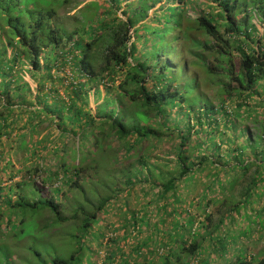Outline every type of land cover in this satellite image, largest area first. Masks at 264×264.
<instances>
[{
	"label": "trees",
	"instance_id": "obj_1",
	"mask_svg": "<svg viewBox=\"0 0 264 264\" xmlns=\"http://www.w3.org/2000/svg\"><path fill=\"white\" fill-rule=\"evenodd\" d=\"M50 1V4L54 2L59 6L67 0ZM183 1L177 0L178 4L173 6L176 14L183 11ZM208 1L213 4V7L208 5V8H212L215 16L202 13L194 17L177 18V15L170 28L176 26L175 29L181 31V37H185L186 41L184 51L192 54L195 59L193 62H198L207 76L220 78L210 80L217 85V106L196 92L194 74L183 73L180 64L166 65L164 59L158 58L157 62L149 60L146 65L148 68L145 69L141 56L133 50L137 40L133 39V32L130 33V20L111 28L106 27L103 22L102 26L99 25L103 30L101 33L97 32L98 29L92 30L82 42L76 32L65 34L59 31V26L54 22L55 11L47 0H40L41 5L34 0H0V183L5 181L0 186V205L2 201L10 203L12 214L9 215L18 218V225H21L24 218H32L37 222L44 217L43 222L38 224L29 220V229L40 241L38 231H47L52 236L62 235L65 256L52 257L50 264H72L71 261L77 259L76 254L81 251L80 247L74 249L72 239L64 237V234H70L71 237L76 236L73 235L76 231L85 234L105 220L104 216L119 197L129 191L144 194L143 184H139L140 176H144L149 190L154 191L157 196L171 197L173 204L183 202V199H177L178 192L183 187L180 183L194 178L204 168L203 158L195 164L189 161L182 142L185 135H178L179 143L174 147L173 169L170 172L164 173L159 167V161L155 160L151 164L146 160L147 144L152 141L158 143L165 134H172L176 130L175 125H166L168 108L170 110L176 106L181 114L184 111L196 114L200 109L206 116H214L219 110L223 111L221 107L225 102L242 100L252 94L253 86L264 79V0ZM38 6L39 8H35ZM236 16H239L238 19ZM257 25L261 28L259 32ZM166 33L167 31L164 35ZM175 39L177 41L178 36ZM69 44L71 50L77 51L79 56L70 51L69 60L65 61L63 67L87 80L100 77L102 83H109L115 89L110 109L98 110L94 114L87 109L84 111L86 104L79 99L80 94H84V86L73 82L63 88L64 100L60 98L49 102V94L44 88L52 91L51 86L47 85L51 81L49 70L52 67L49 61L54 58L47 55L44 63L40 64V54L50 47ZM95 46L102 47V54L98 69L92 70L87 63L86 52ZM204 54L224 60L225 66H211ZM21 66L28 72L30 80H35L36 93L33 96L37 94L41 97L44 94L42 100L36 102L37 109L31 108L25 127L20 123L23 116L15 113L14 108L8 104V96L5 97V102L2 101L7 90L3 78L14 68L17 70ZM149 69L155 72L148 73ZM117 74L121 79L113 86ZM221 79L226 81L220 83ZM57 82L63 84L62 79ZM147 82L149 86H146ZM109 86L105 89L108 90ZM31 91L25 84L18 95L24 98ZM17 107V111H21L22 106ZM262 107L264 113V100ZM262 117L264 118V114ZM193 118L199 125L196 127H200V119L196 115ZM45 121L49 122L47 131L53 128L57 132L54 136L47 132L39 138L36 134ZM262 133L264 134V128ZM248 148L253 151V158L237 167L243 171L254 167L251 180L242 189L238 201L227 207L223 216L211 228L205 223L208 219L204 210L212 202L206 198L207 195H203L204 199L199 203L190 204L183 215L178 214V206L164 208L165 203L162 202L164 216L179 217V222L175 223L176 230L174 233L169 232L171 242L165 248V255L161 256L154 251L155 245L152 242L156 241L151 242L150 239L136 242L130 251L125 250L122 248L126 243L124 238H127L124 235L120 242L108 240L111 245H118L119 249L115 254H120L121 264H135L134 259L138 255L148 256L143 264H154L156 259H160L159 264H225L222 259L224 253L212 241L215 231L224 226V219L232 222L245 200L258 197L254 184L264 183V175L261 176L264 173V148L257 145H249ZM91 153L99 155L96 161L89 160ZM18 154H21L23 162L16 160V170L15 163L12 165L10 161ZM130 159H134L130 172L124 171L123 165ZM17 175L27 176V179L20 183H10L11 178ZM220 177L221 174H215L213 179L222 191ZM108 184L112 185L111 189ZM213 184L212 180L207 188H213ZM11 192L14 200L11 199ZM211 194L214 195V192ZM121 200L126 204L125 198ZM198 206L204 209L202 213L196 210ZM120 209L122 219L133 230L141 219L134 212L129 214L126 207ZM196 217L200 218L194 228L206 230L199 241L197 236L192 237L193 234L190 237V229L193 228ZM1 218L2 215L0 221ZM150 226L160 238L168 234L162 226ZM13 239L16 238L10 234V238L5 237L4 241L6 243ZM202 240L209 245V251L202 246ZM1 241L2 239L0 243ZM141 246L148 248L141 251ZM115 254L110 257L111 260L115 258ZM183 257L186 258L185 262L182 261ZM226 264H264V255L259 254L250 259L237 256Z\"/></svg>",
	"mask_w": 264,
	"mask_h": 264
},
{
	"label": "rangeland",
	"instance_id": "obj_2",
	"mask_svg": "<svg viewBox=\"0 0 264 264\" xmlns=\"http://www.w3.org/2000/svg\"><path fill=\"white\" fill-rule=\"evenodd\" d=\"M34 1L41 5L39 2L40 0ZM176 1L67 0L62 5L58 6L55 5L54 2L50 4L51 1L47 0L51 8L55 11L54 22L59 26V31L65 34L76 32L78 38L82 42L86 40L88 33L92 30L98 29L97 32L101 33L103 30L100 29L99 25L101 24L102 26L103 22L106 27L111 28V26H116L126 20H130L132 24L130 33L132 31L133 39L137 40L134 42L133 50L137 55L139 54L141 56L145 69L148 68L146 65L149 60L157 62L158 58L164 59L166 65L180 64V70L183 73H186V75L194 74L197 84L196 92L208 99L210 103L217 106V103H215L217 99L219 100V98H215V93L218 90L217 85L212 84L210 80H220V78L218 76H207L201 65L198 62H193L195 59L192 54L184 51L186 41L185 37H181V31L176 30V26L170 28L174 20L180 17H194L202 13L215 16L212 8H208V5L213 7V4L208 0H184L182 2L183 11H179V13L176 14V8L173 7L178 4ZM31 6H34V4ZM35 8H39V6ZM29 11L31 12V9ZM13 14H15V11ZM238 17L239 16H236L237 19ZM163 23L164 25H162ZM181 25L183 26V23H181ZM166 31L167 33L164 35ZM257 31H261L259 25H257ZM175 36H178L177 41ZM1 45L0 43V49ZM70 51L73 55L79 56L77 51L71 50L70 44L60 45L55 48L50 47L40 54V64L44 63V58H46L47 55L54 58L49 61V65L52 67L49 70L51 81H49L50 84L47 85L51 86L52 91H48L47 88H44L49 94V102L52 103L55 99L60 98L64 100L65 92L63 88L66 87L68 83L73 82L77 85L80 84L84 86V94L81 93L79 96V99L86 104L83 109L84 111L87 109L89 113L94 114L98 110L110 109L111 105L109 104L111 99L115 97V89L110 87L109 83H102L100 77L87 80V78L83 76H77L73 70L63 67L65 61L69 60ZM86 53L87 63L90 69H98L102 47L95 46ZM204 55L211 62V66L216 68L225 66L224 60L222 61V59L210 57L206 54ZM58 62H60L62 66H59ZM16 69L17 70L14 68L9 75L3 78V83L7 85V90L2 97V101L5 102V97L8 96V104L14 108L13 110L15 113L23 116V121L20 123L25 127L28 123L30 110H32L31 108L37 109L36 102L42 100L44 94L42 95L43 97H39L40 95L37 94L33 96V94L36 93L35 80H30V76L28 72L24 71L23 66L20 68L17 67ZM147 71L148 73L155 72L151 69ZM59 79L63 80L62 85L57 82ZM119 79H121V76L117 74L112 83L113 86H115ZM225 81V79H221L220 83H224ZM25 84H27L32 91L31 94H26L24 98H21L18 93L20 88ZM149 85V82H147L146 86ZM108 86V90L105 89V87ZM252 91V94L242 100H230L225 102L221 107L223 111L219 110L214 116H206L200 109L196 114L187 113L186 111L181 114L176 106L172 107L170 110L168 108V122L166 125L169 127L175 125L176 130L172 132V134H165L164 138L158 143L153 141L149 142L147 144L148 147L145 149L147 155L146 160L151 164L155 162V160L159 161L161 170L164 173L170 172L173 169L171 165L173 163L174 147L179 143L178 135H185V140L182 142L187 151L189 161L195 164L203 158L204 161L202 165L204 168L200 169L194 178L180 183L183 187L178 192L179 196L177 199H183V202H175L173 204L171 203V197L166 196L165 198L157 196L154 191L149 190V185L147 182H144V176H140L139 184H143L142 189L145 191L144 194L138 191H129V193L123 197L118 198V201L104 216L105 220L100 224H96V226H93L85 234H81L80 231H73V235L76 236L71 237L70 234L63 235L68 239H72L71 241L74 249L76 247L81 248V251L76 254L77 259L72 260L71 263L121 264L122 258L120 254L118 253V256L115 254L117 249H119L118 245H111L108 240L115 239L116 242H120V239L123 238L124 235L127 237L124 238L126 243L122 247L125 250L130 251V249L136 245V242L143 239H150L151 242L153 240L156 241L155 243L152 242L155 245L153 248L154 251L161 256L165 255V248L168 242H171L168 236L169 232L174 233L176 230L175 223L179 222V217H173L171 215L164 216L161 206L162 202L165 203L164 208H168V206H178V214L183 215L184 212L189 209L190 204H194L195 202L199 203L201 199H204L203 195H207L206 198L211 199L212 202L208 204L205 210L199 208V206L196 210H199L200 213L204 210L208 219L205 223L209 224L211 228L215 221L223 216L227 207L238 201L242 189L248 185L251 180L254 167H249L246 171L238 169L237 167L253 158V151L248 148V146L257 145L260 148H264V134L262 133L264 128V118L262 117L264 114L262 107L264 100V79L259 80L253 86ZM83 96L84 99L82 98ZM34 98L36 100H34ZM236 105H238V107H235ZM17 106H22L20 108L21 111H17V109H19ZM195 115L200 119V127H196L199 125L195 123L193 118ZM43 123L44 124L39 127V132L36 135L40 138L41 135L50 132L54 136L57 131L53 128L47 131L49 122L45 121ZM8 153L10 152L8 151ZM90 156L91 157L89 158L88 156L86 160L89 158V160L94 159L96 161L99 157V155H95V153H91ZM16 160H18L19 163L23 162L21 154H18L16 158L14 156L10 161L12 165L15 163L14 168L17 170L18 165ZM133 163L134 159L128 160L127 163H124L123 170L130 172V166H132L131 164ZM215 174H221L219 181L223 188L222 191L218 188L217 181L213 179ZM262 175H264V173H261V176ZM2 177L5 178L6 175ZM26 179L27 176L17 175L11 178L10 183H20ZM212 180L215 189H213V186V188H207ZM231 181L234 183L232 184ZM4 183L5 181L3 182L2 180L0 186H3ZM108 185L111 186L109 188L111 189L112 185ZM254 186L256 187L254 191L257 193L258 197L253 196L245 200L239 210L236 211L232 222L229 223L228 219H224V226L221 227L219 231L216 230L212 238V241H215L214 244L219 247L220 252L224 253L222 259L225 264L228 263V261L232 262L237 256L241 259L244 257L250 259L257 257L259 254L264 255V183L259 182L254 184ZM212 192H214L216 196L211 194ZM10 196L11 199L14 200L12 192ZM122 198H125L126 204L121 200ZM120 207H126L129 214H132L130 212H134V214L138 215L137 218L141 219L135 227L136 229L134 228L132 230L130 226L126 224V220L122 219L120 214L122 209H120ZM9 213L12 214L10 203L2 201L0 205V215H2L0 221V232L2 233V235H0V240L2 239L0 243V264H50L54 256L64 258V239H61V234L52 236L49 235L47 231H38V235L41 238L40 241L38 237L34 235V232L29 229V220H31V223L38 224L43 222L44 217L40 218L37 222L32 218H24L21 225H18V218L9 215ZM147 217L148 219L146 220ZM198 218L200 217H196L193 221V228L190 229L192 230L190 231V237L191 234H193L192 237L197 236L196 239L199 241L200 238L204 236L206 230L194 228ZM152 224L155 226H162V229L166 230L168 234L160 238L157 232L154 233L153 230H151L152 227L150 225ZM187 225L188 224H186V226ZM10 234L16 239L5 243L4 238H10ZM201 242L204 249L206 248L207 251H209V245H207L205 241L203 242V240ZM148 246L146 247L148 248ZM146 247L141 246L140 250L144 251ZM207 251L205 252L207 253ZM114 254L115 258L111 260L110 257ZM147 258V255H138V257L134 259V263L143 264V261H145L144 259ZM185 260L186 258L183 257L182 261L185 262ZM159 263L160 259L154 261V264ZM191 264H194V262Z\"/></svg>",
	"mask_w": 264,
	"mask_h": 264
}]
</instances>
